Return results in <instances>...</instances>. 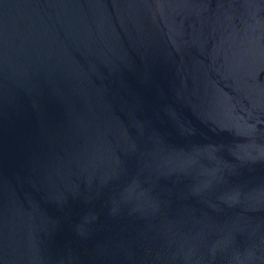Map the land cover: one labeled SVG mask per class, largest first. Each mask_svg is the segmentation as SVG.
<instances>
[{
	"label": "water",
	"instance_id": "95a60500",
	"mask_svg": "<svg viewBox=\"0 0 264 264\" xmlns=\"http://www.w3.org/2000/svg\"><path fill=\"white\" fill-rule=\"evenodd\" d=\"M0 264H264V0H0Z\"/></svg>",
	"mask_w": 264,
	"mask_h": 264
}]
</instances>
